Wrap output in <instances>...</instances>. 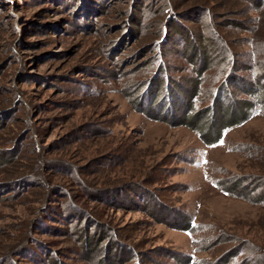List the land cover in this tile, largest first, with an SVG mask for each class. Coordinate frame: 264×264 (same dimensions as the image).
<instances>
[{
	"label": "rangeland",
	"instance_id": "rangeland-1",
	"mask_svg": "<svg viewBox=\"0 0 264 264\" xmlns=\"http://www.w3.org/2000/svg\"><path fill=\"white\" fill-rule=\"evenodd\" d=\"M260 2L0 0V264H264ZM233 98L247 118L209 142ZM249 176L257 203L225 191Z\"/></svg>",
	"mask_w": 264,
	"mask_h": 264
},
{
	"label": "trees",
	"instance_id": "trees-1",
	"mask_svg": "<svg viewBox=\"0 0 264 264\" xmlns=\"http://www.w3.org/2000/svg\"><path fill=\"white\" fill-rule=\"evenodd\" d=\"M244 1L249 2V3H253L254 7H258V6H261L260 1H262V0H244ZM248 5H250V4H248ZM177 29H175V28L172 29L173 35L179 36L181 38V39L179 38L180 41L184 40L181 43L184 45L183 48L186 49V51L189 53L188 54L189 59H188V57H186V54H185L184 58L185 59L187 58L186 60L190 64H192L193 61L195 62V60H197L198 63H202L203 58H197L198 57L197 56L198 50L196 53L194 50V46H196L195 49H197L199 44L203 43L204 40H208V38L205 36L200 37L198 35H192L190 32L188 34H186L187 32L183 33L179 29L178 30ZM189 35L191 36L190 39H189ZM209 41H212L213 43H215L214 37H211L209 39ZM174 49L177 50V48L172 47V48H169L168 51L174 50ZM177 52L180 53L179 50ZM180 55H181V53H180ZM164 56L166 57V55H164ZM198 67H199V65H198ZM200 68H201V65H200ZM204 69H206V68L204 67ZM163 75H164L163 76L164 78H160L157 81V84H158L157 88L160 87L159 85L161 84L162 79L163 80L167 79V76L165 74H163ZM261 79H262V76H258V77H255L254 80L253 79L250 80L251 83H248L247 81H245L244 83L247 85L248 88H252L254 90H257V88H258L260 90V89H264V86L260 87L261 83H258V81ZM234 80H236V79H234ZM166 83H167V81H166ZM236 83H240V82H238L236 80ZM175 84H177V83H175ZM171 85L173 87L172 88L173 92L175 93V94L173 93L172 95L176 97L177 102L180 100V102H184V103L187 102L188 104H190L193 96L197 94L198 88H197V81H195V80L192 83V86L189 87V89H186L187 88L186 86L184 88V86H181V84H177L178 87H175L173 84H171ZM230 86L232 87L231 83L228 85V87H230ZM174 89H176V91H174ZM170 91L171 90L169 89V92ZM253 94L255 95L254 91H253ZM173 96H172V100L175 99V97L173 98ZM232 100H233L232 102H229V106L224 108V110H225L224 113H222L223 111H221V103H217V107H219V109L215 108L216 113L214 112L213 107H211V109L209 111L210 116H209V113L205 114L206 116L210 117V120L206 126V128H207L206 130H209V129L214 130L215 129L214 130L215 131L214 137L209 142H215L216 140H218V138L220 137V132L223 128L231 126L235 123L242 122L243 120H245L248 116V113H246V110L253 106V105H251V102H249L248 100H235V98H233ZM176 101L172 103L173 106L175 105L174 103H177ZM170 102H171V100H170ZM215 105H216V103L214 102V106ZM170 106L168 107L169 109H170ZM243 106H245V107L243 108ZM189 107H191V106L188 105L187 111L191 110V108H189ZM168 108L165 107L163 102H160L159 104L156 105V112L152 113V114L153 115H167V113L169 112ZM242 108H243V112H241L239 110ZM160 111H162V113H160ZM219 111H220L221 115H219ZM172 112H173V109L170 110V113H171V115H174V113H172ZM183 116H181V118L178 121H176L175 124L186 125L188 127L194 128L193 124H192V122L194 123V120L190 119L188 117H185L186 113H184V112H183ZM213 122L216 123V124H214L216 127H212ZM261 178L262 177H259V176H251V177L249 176V177H244V178L234 177V178L229 180V188L225 191L230 192L237 197H241V198L247 199L248 201H251L253 203H257L259 193L256 195L255 198H253L254 196L252 195V193H254L257 189H259L262 186L263 181H261ZM262 195L260 196V198L262 197ZM92 238L93 237H91L88 240V238L85 236L84 241H83L85 243V247L87 246V244L92 243ZM110 248H113V247H110ZM120 255H121V252H120ZM120 255H119V253H118V255L117 254H115V255L111 254V257L113 258L114 261H117L120 258Z\"/></svg>",
	"mask_w": 264,
	"mask_h": 264
},
{
	"label": "snow or ice",
	"instance_id": "snow-or-ice-1",
	"mask_svg": "<svg viewBox=\"0 0 264 264\" xmlns=\"http://www.w3.org/2000/svg\"><path fill=\"white\" fill-rule=\"evenodd\" d=\"M221 143H223V141H221Z\"/></svg>",
	"mask_w": 264,
	"mask_h": 264
}]
</instances>
